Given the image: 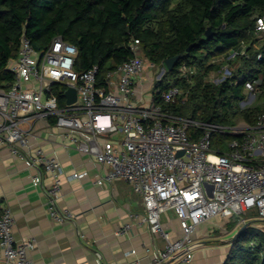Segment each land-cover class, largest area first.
I'll return each instance as SVG.
<instances>
[{"label": "built area", "instance_id": "2783aa9c", "mask_svg": "<svg viewBox=\"0 0 264 264\" xmlns=\"http://www.w3.org/2000/svg\"><path fill=\"white\" fill-rule=\"evenodd\" d=\"M256 26L264 31V17L257 18ZM129 48L132 56L107 70L101 79L97 64L74 74L78 49L62 37L38 51L23 35L17 58L9 63L15 79L0 89V147H8L14 156L37 169L33 177L36 186H43V172L50 176L51 183L44 188L47 213L59 223L72 220L71 209L58 205L64 174L58 153L32 150L31 140L38 139L35 122L53 120L54 126L66 131L76 149L110 166L97 184L124 179L141 196L144 213H132V220L146 223L165 241L159 257L148 264H192L202 245L194 234L204 222L216 216H238L247 225L244 215L250 211L264 219V112L253 125L241 122L234 126L166 113L154 102L158 92L155 85L166 74V65L146 60L138 39L131 41ZM239 57H249L245 44L214 59L220 67L211 72L210 81L220 84L232 78L240 66L236 62ZM261 57L258 54V60ZM147 71L154 74L145 83L143 74ZM196 72V67L185 64L180 68V75L189 81ZM54 83L75 87L76 101L69 104L64 95L62 106ZM144 83L152 89L146 104ZM260 93L261 81L246 79L240 106H254ZM183 94L180 87L173 86L163 91L161 98L174 103ZM198 130L201 133L197 135ZM225 133L237 137L226 141V150L221 153L214 147L213 137ZM86 174L72 171L66 177L72 181ZM163 214L178 219L179 238L173 239L164 227ZM14 223L12 209L5 206L0 210L2 261L32 264L29 252L35 241H19L12 231ZM130 227L131 223L125 224L121 233Z\"/></svg>", "mask_w": 264, "mask_h": 264}, {"label": "trees", "instance_id": "16d2710c", "mask_svg": "<svg viewBox=\"0 0 264 264\" xmlns=\"http://www.w3.org/2000/svg\"><path fill=\"white\" fill-rule=\"evenodd\" d=\"M258 17H264V0H0V89L15 79L9 63L17 58L23 35L38 51L62 37L78 49L75 72L97 64L101 79L132 56L129 44L138 39L148 61L166 65L178 56L155 85L154 102L164 112L206 123L253 125L264 112V31L257 29ZM243 44L249 57L237 59L234 76L212 83L211 72L220 67L213 60ZM184 64L197 69L192 81L180 75ZM246 79L261 81V93L257 104L242 108ZM173 86L184 91L183 97L166 103L161 93ZM53 89L64 106L68 86L54 83ZM236 137L215 134L214 147L223 153L226 141ZM242 226L223 264H264V231L252 223Z\"/></svg>", "mask_w": 264, "mask_h": 264}, {"label": "crops", "instance_id": "0c3cea01", "mask_svg": "<svg viewBox=\"0 0 264 264\" xmlns=\"http://www.w3.org/2000/svg\"><path fill=\"white\" fill-rule=\"evenodd\" d=\"M153 74L150 71L143 74L145 83ZM146 85L149 84L144 88ZM151 93L152 89L149 98ZM34 128L38 139L31 140L32 150H55L59 155L64 174L58 205L69 207L74 217L64 223L50 218L44 192L51 183L50 176L43 172V186H36L33 177L37 169L14 156L8 147H0V210L5 206L12 209L15 217L12 231L19 241H35L29 252L32 264H148L157 259L165 241L153 234L146 223L132 220V213H144V205L131 184L124 179L97 184L110 171L109 165L76 149L66 131L54 126L53 120L37 121ZM72 171L87 174L70 181L66 176ZM162 219L172 238H179L178 219L170 214H163ZM261 219L263 224L259 227L253 221L247 224L264 231ZM127 223H131L130 229L121 233ZM242 225L237 216H216L201 224L194 239L202 245L196 250L192 264H223ZM0 264H4L1 256Z\"/></svg>", "mask_w": 264, "mask_h": 264}, {"label": "water", "instance_id": "95a60500", "mask_svg": "<svg viewBox=\"0 0 264 264\" xmlns=\"http://www.w3.org/2000/svg\"><path fill=\"white\" fill-rule=\"evenodd\" d=\"M212 33H211V29L210 27L207 28L206 30V35L210 36ZM178 60V56H175L173 58H170L168 60H166L165 64H166V67L168 70H172L175 63L177 62ZM65 96L67 98V103L71 104L73 102L76 101L77 99V90L75 87L73 86H69L68 89L66 90L65 92ZM178 154H182V151L179 152ZM246 225H243L242 227H245ZM238 234V233H237ZM237 234L235 235V237L237 236Z\"/></svg>", "mask_w": 264, "mask_h": 264}, {"label": "rangeland", "instance_id": "374dc122", "mask_svg": "<svg viewBox=\"0 0 264 264\" xmlns=\"http://www.w3.org/2000/svg\"><path fill=\"white\" fill-rule=\"evenodd\" d=\"M55 74V73H54ZM74 74H77L76 72H74ZM145 90V94H146V101L144 102V104L148 103L149 101V97L150 96V91H151V86L150 85H146V87L144 88ZM244 122V121H242ZM241 123V122H239ZM244 217L247 219V221H253V223L255 224V226L259 227L260 225L263 224V221L260 217L257 216L256 211H250L247 214L244 215ZM237 218H239L237 216ZM240 221V220H239Z\"/></svg>", "mask_w": 264, "mask_h": 264}]
</instances>
